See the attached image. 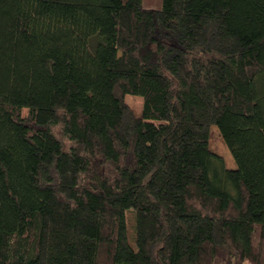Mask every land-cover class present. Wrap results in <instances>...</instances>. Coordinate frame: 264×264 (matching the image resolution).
Instances as JSON below:
<instances>
[{
	"label": "trees",
	"instance_id": "obj_1",
	"mask_svg": "<svg viewBox=\"0 0 264 264\" xmlns=\"http://www.w3.org/2000/svg\"><path fill=\"white\" fill-rule=\"evenodd\" d=\"M0 264H264V0H0Z\"/></svg>",
	"mask_w": 264,
	"mask_h": 264
},
{
	"label": "rangeland",
	"instance_id": "obj_2",
	"mask_svg": "<svg viewBox=\"0 0 264 264\" xmlns=\"http://www.w3.org/2000/svg\"><path fill=\"white\" fill-rule=\"evenodd\" d=\"M161 5L162 0H141L142 8L159 9ZM124 100L136 115H139L141 113L143 103L142 97L137 95L126 94L124 96ZM26 113L27 110L23 109L22 114L25 116ZM209 144L210 148L214 152L223 156L227 167H234V159L230 151L228 150L226 144L224 143L223 139L221 138L219 131L217 130V127L215 125L211 127ZM67 147L68 142H64V149H67Z\"/></svg>",
	"mask_w": 264,
	"mask_h": 264
}]
</instances>
